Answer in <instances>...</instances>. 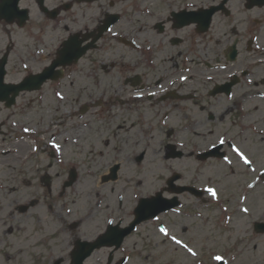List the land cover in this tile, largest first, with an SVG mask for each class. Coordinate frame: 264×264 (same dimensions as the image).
Here are the masks:
<instances>
[{"label": "flooded vegetation", "instance_id": "af4514ba", "mask_svg": "<svg viewBox=\"0 0 264 264\" xmlns=\"http://www.w3.org/2000/svg\"><path fill=\"white\" fill-rule=\"evenodd\" d=\"M13 1L0 0V165L17 155V112L26 95L35 103L45 98L49 139L60 151H82L85 118L105 107L125 109L124 122L136 117L142 134L168 128L170 138L187 140L183 152L209 150L207 139L225 140L226 150L230 139L243 147L250 135L264 138V0H19L5 7ZM69 41L88 48L78 64L17 97L14 87L27 77L39 82ZM105 74L113 82L104 88ZM56 92L65 98L55 99ZM69 106L75 111L67 119ZM99 211L92 214L97 236L109 223ZM124 217L116 223L133 220Z\"/></svg>", "mask_w": 264, "mask_h": 264}, {"label": "rangeland", "instance_id": "374dc122", "mask_svg": "<svg viewBox=\"0 0 264 264\" xmlns=\"http://www.w3.org/2000/svg\"><path fill=\"white\" fill-rule=\"evenodd\" d=\"M17 43L19 47L23 43L26 45V42ZM111 75L105 74L103 85L108 86L113 82ZM86 84L93 88L91 81ZM23 98L22 110L17 112V139L27 124L39 127L47 135L39 137L38 144L37 139L17 144L21 152L8 155L0 165L3 180L0 187V264H55L61 259V264H70L75 239L92 240L100 232L97 218L90 217V213H96L95 204L98 201L111 200L107 204L115 208V201L123 196L127 206L124 213L132 215L131 210L137 203L135 196L154 195L173 173L182 174L181 185L194 184V177L199 176L203 179L200 185L211 182L216 186L229 204L227 218L222 223V216L216 207L204 210L199 203V207L195 208L190 196L183 194L182 211L168 214L161 220L181 243L176 247L160 231L157 232L156 227L143 226L128 240L118 259L129 255L131 260L128 264H215L213 260L222 257L229 264H264V235L254 232L255 224L264 223V188L259 187L249 193L246 205L251 211L250 215L237 213V200L246 190L248 180L253 177L245 175L244 172L248 173L246 168L242 170L240 165L229 168L214 160L201 164L185 151L183 159H168V145L174 142L168 136V128L165 133L147 136L149 131L145 133L147 135L138 131L142 122H136V117L124 122L120 115L126 114L125 109L110 107L94 108L85 118L81 135V138H85V144L82 145L81 139L78 144L84 146L82 151L74 152L73 147L69 146L62 155L57 154L53 159L46 148L53 124L50 118L45 121V116L51 113L37 105L32 95ZM45 103L44 98L42 106ZM253 106L248 104L251 109ZM67 109L64 117L69 119L72 110H75L70 106ZM40 114L43 116L42 123L39 121ZM169 126L174 125L171 122ZM99 129H102V133L96 137L94 131ZM126 141L129 146L122 147ZM206 141L208 145L215 139ZM243 149L254 161L257 171L264 170V138L248 136ZM142 152H145L144 159L137 163L135 157ZM74 159L83 162L84 167L78 170L79 178L75 185L63 190L70 171L68 167ZM116 163L122 166L119 181L115 185L102 184V175ZM46 177L51 179L50 188L43 186ZM111 188L113 193L109 191ZM32 201L38 203L35 208L25 214L18 212L19 206ZM50 206L55 211L53 215L49 213ZM69 209H72V215L66 213ZM194 213L202 218L193 216ZM74 223H79L80 227L71 229ZM185 242L194 248L191 249L192 256L187 253L190 252L189 248L183 247ZM106 256L107 251L98 252L89 263L98 264V260L103 259L105 264Z\"/></svg>", "mask_w": 264, "mask_h": 264}, {"label": "snow or ice", "instance_id": "6c2138e0", "mask_svg": "<svg viewBox=\"0 0 264 264\" xmlns=\"http://www.w3.org/2000/svg\"><path fill=\"white\" fill-rule=\"evenodd\" d=\"M220 143L223 144L224 141L221 140ZM57 147H58V146H57ZM236 151H237V153H238L239 155H241L242 158H244L245 163H250V161H249L246 157H243V154L239 152V149H236ZM208 191H209L213 196H216V195H217V193H216V191H215L214 189L209 188ZM244 211L247 212V209H245ZM109 223H112V222L109 221ZM161 231L164 232L165 235H167V230H166V229H161ZM172 239H173L177 244H180V243H181V241L177 240L175 237H172ZM184 247L187 248V245H184ZM188 251L191 252L192 250L189 248ZM216 259H218V260H222V257H216Z\"/></svg>", "mask_w": 264, "mask_h": 264}, {"label": "water", "instance_id": "95a60500", "mask_svg": "<svg viewBox=\"0 0 264 264\" xmlns=\"http://www.w3.org/2000/svg\"><path fill=\"white\" fill-rule=\"evenodd\" d=\"M143 210H144V207L141 206L140 209H139V211L141 212ZM74 258L78 261L77 264H80V262L83 260V258H80L78 254H76Z\"/></svg>", "mask_w": 264, "mask_h": 264}]
</instances>
